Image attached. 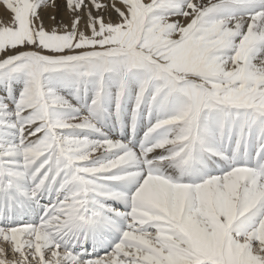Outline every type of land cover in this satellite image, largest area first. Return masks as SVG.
I'll return each mask as SVG.
<instances>
[{
	"label": "snow or ice",
	"instance_id": "6c2138e0",
	"mask_svg": "<svg viewBox=\"0 0 264 264\" xmlns=\"http://www.w3.org/2000/svg\"><path fill=\"white\" fill-rule=\"evenodd\" d=\"M0 264H264V0H0Z\"/></svg>",
	"mask_w": 264,
	"mask_h": 264
}]
</instances>
